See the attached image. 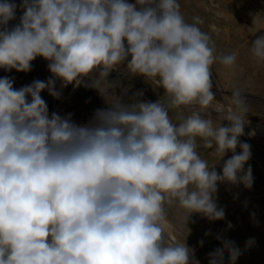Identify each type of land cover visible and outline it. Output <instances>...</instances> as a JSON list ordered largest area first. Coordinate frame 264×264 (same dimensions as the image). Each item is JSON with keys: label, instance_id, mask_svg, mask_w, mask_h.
I'll use <instances>...</instances> for the list:
<instances>
[{"label": "clouds", "instance_id": "clouds-1", "mask_svg": "<svg viewBox=\"0 0 264 264\" xmlns=\"http://www.w3.org/2000/svg\"><path fill=\"white\" fill-rule=\"evenodd\" d=\"M20 7V23L9 29L17 5L0 2V68L27 72L39 56L52 78L20 89L0 78V264H200L172 238L166 207L182 210L185 224L192 213L221 220L217 184L252 186V169L244 170L250 145L238 139L247 100L234 89L221 104L212 91L211 66L234 70L237 55L217 53L198 26L203 20L186 22L178 0H23ZM249 53L264 64V34ZM126 61L128 74L165 90L167 106L118 98L86 125L49 115L40 93L59 98L57 79L75 88L88 77L85 86L105 96L110 72ZM181 107L191 113L174 124L168 109ZM212 112L228 126L215 125ZM197 138L221 158L233 152L222 175L201 158ZM222 244L209 264H224L225 252L235 264L239 248Z\"/></svg>", "mask_w": 264, "mask_h": 264}, {"label": "rangeland", "instance_id": "rangeland-1", "mask_svg": "<svg viewBox=\"0 0 264 264\" xmlns=\"http://www.w3.org/2000/svg\"><path fill=\"white\" fill-rule=\"evenodd\" d=\"M3 2V0H0ZM17 5L15 19L9 21L11 29L20 23L24 9L20 7L23 0H9ZM136 3V0H128ZM180 12L186 22L192 23L193 17H200L203 23L198 25L208 33L215 43L217 53L237 55V67L226 69L219 62L211 66L213 88L216 102L226 104L234 89H239L245 96L248 105L247 123L244 135L238 137L241 143L250 145L251 157L245 163L244 170L250 166L253 182L251 188L243 184L219 182L215 202L218 208L224 210V219L210 221L199 213H192L186 224L182 220L183 212L175 204L166 207L167 219L171 225V236L175 242L186 245L194 250V257L200 264H209V253L222 248V240H229L239 248L240 255L235 264H264V64L258 65L250 56L249 47L254 40L264 34V0H178ZM130 59V57H129ZM48 61L37 57L31 62V70L27 72L12 69L6 71L0 68V78L13 80V88L20 89L33 81L47 82L52 78L48 70ZM127 61L110 72L108 79L113 82V88L102 96L95 88L85 86L90 84L88 77L83 78L79 87L68 84L62 86L59 79L55 82V90L59 98L42 91L49 115L53 112L61 117L71 114L72 122L77 125L88 124L97 109H107L118 98L124 104L136 102H157L167 106L163 98L165 90L154 86L142 76L130 75L126 71ZM98 75V72L96 73ZM30 97L28 100L30 101ZM188 107L169 108L168 114L174 124L182 117L190 115ZM211 118L215 125L228 126V121H222L217 113L212 112ZM198 140L197 151L209 167L214 165L217 174L222 175L223 164L233 155L227 151L221 158L213 149H206ZM236 154L241 152L239 145ZM231 224V228L228 225ZM206 233H209L206 235ZM217 236L221 239H217ZM252 241L248 244V241ZM203 241V245L200 244ZM224 264H229L228 253L224 254Z\"/></svg>", "mask_w": 264, "mask_h": 264}]
</instances>
